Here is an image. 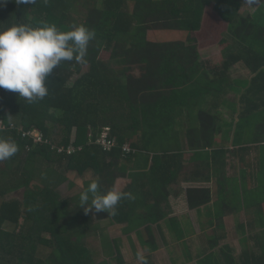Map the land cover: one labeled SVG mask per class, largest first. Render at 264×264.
<instances>
[{"label": "trees", "instance_id": "1", "mask_svg": "<svg viewBox=\"0 0 264 264\" xmlns=\"http://www.w3.org/2000/svg\"><path fill=\"white\" fill-rule=\"evenodd\" d=\"M234 1L0 5V29L55 24L95 32L86 62H62L46 81L44 99L28 103L15 92L0 94V118L16 123L0 129V138L19 145L0 161V264H130L117 238L101 227L106 219L135 233L149 264H156L154 252L169 246L162 223H179L166 212L177 191L170 186L182 182L214 184L186 189L190 207H207L216 226L207 234L212 251L204 250L199 263L264 264V12L239 16ZM230 39L243 47L229 55ZM207 51L215 54L201 61ZM239 61L255 74L251 80H233ZM236 85L243 92L235 117L225 110H235L225 95ZM20 127L39 129L49 142L23 136ZM107 128L115 139L109 149L98 143ZM70 145L74 153H59ZM94 180L103 192L115 187L135 199L121 200L115 217L86 214L79 197ZM231 215L239 217L238 236L219 244L220 233L230 237L220 229ZM92 233L98 245L86 243Z\"/></svg>", "mask_w": 264, "mask_h": 264}, {"label": "clouds", "instance_id": "2", "mask_svg": "<svg viewBox=\"0 0 264 264\" xmlns=\"http://www.w3.org/2000/svg\"><path fill=\"white\" fill-rule=\"evenodd\" d=\"M253 5L259 0H249ZM8 0H0L6 5ZM17 5H33L36 0H15ZM95 38V32L84 25L73 26L61 31L55 24L32 27L15 24L0 29V89L19 94L28 103L44 99L48 95L46 81L62 62L84 63L88 45ZM19 151L14 140L0 138V161L11 159ZM134 200L132 192L117 190L115 187L103 192L98 181H91L81 192L79 207L89 212H105L117 215L121 200ZM137 264H149L141 251L136 253Z\"/></svg>", "mask_w": 264, "mask_h": 264}, {"label": "rangeland", "instance_id": "3", "mask_svg": "<svg viewBox=\"0 0 264 264\" xmlns=\"http://www.w3.org/2000/svg\"><path fill=\"white\" fill-rule=\"evenodd\" d=\"M237 1V0H235ZM259 2L261 3V1L259 0ZM259 2L255 5L253 4H250V6L254 7V9H258L259 7ZM253 11V9H243V8H240L239 7V11L237 13V15L239 16H247L249 14H251V12ZM243 47L242 44H239L238 42H233L231 45H230V50H229V53H231L232 51H240V49ZM209 52H206L205 55H202L201 56V60H208L209 59ZM241 64V65H240ZM243 63H239L237 65H235V70L233 69V74L234 76H240V77H244L245 75H248L249 73L247 72L248 69L246 68V66L242 65ZM0 94L2 95H6L7 94V90L5 89H0ZM1 97V96H0ZM225 97H227L226 99L229 100V102H233V100H236L233 98V95L231 96H227L225 95ZM213 100V99H212ZM218 100V98H217ZM237 104H238V101H237ZM239 106V105H238ZM236 108L237 106H235V110H230L229 112L232 113L233 115H235L237 112H236ZM237 111H240L238 108H237ZM238 115V114H237ZM236 117V116H235ZM188 121L186 120L185 121V126L188 128ZM129 145V143H127ZM130 146V145H129ZM228 146H230L231 148L232 147V144L231 143H228ZM234 158V157H233ZM237 160L235 159L234 162H236ZM140 165H142V163H140ZM233 170H236L237 169H233ZM234 183V181H233ZM211 186V185H210ZM15 193L17 192H14L11 194V196H13ZM236 197V195H234ZM245 214L247 215H250L252 212L247 210L244 212ZM180 220H181V223L183 224L184 223V217L181 216L180 217ZM186 221V220H185ZM239 221V217L238 215H231V216H228L225 218V222H226V229L225 231L220 229L221 232H226L230 237H228V240L226 239L225 240V234H221L222 236H224L223 239L220 240L219 244H224L225 245V241H231L233 237V239L237 238L238 234H237V223ZM217 223V221H216ZM110 220L106 219L104 221L101 222V227L102 228H106V233L107 235H109L111 238H117L118 242L120 243L121 247H122V250H123V253L125 255V258L128 262H130V264H137V259H136V253L137 251H141L143 253V255H146V252L144 251V248L143 246L141 245L140 241L136 238L135 236V233H132V234H128L124 231L123 228L119 227V226H113V227H110ZM110 227V228H108ZM184 229H186L188 226H184ZM190 229V228H189ZM170 231H168L166 228H165V233L168 235V238L171 239V237L173 236L175 240L178 239V232H173L172 231V226H170L169 228ZM168 232V233H167ZM214 232L213 230H202V231H198L197 233H194L196 236H193V242L192 243H195V245H199L201 247H204V250L205 252H210L212 251V249L209 247L208 245V241H207V234H210ZM187 233H189V231L185 230V231H182L180 234H182L183 236L187 235ZM239 233V232H238ZM93 234V236H92ZM91 234V237H89L90 239L88 241H86V243L88 245H98V241L96 240V234L95 233H92ZM217 235V234H216ZM181 236V235H180ZM158 241H162V239L160 237H158ZM178 241V240H177ZM167 242V241H166ZM180 244L182 246H184V250L183 252L188 256V255H191L192 256V252L189 248H192L186 240L180 242ZM232 245H236V247L239 249V250H242V245L240 243V241H236L233 242ZM174 246V245H173ZM169 247V246H165L163 248H161L162 250L158 252L156 251V253L154 252V257H153V261L156 262L157 264H200L197 259V251H198V248L196 246L195 249H193V251H196V253L193 255V259L190 262H187L185 260H183L182 258H176L175 256L178 255L176 253H173L175 249V246L174 247ZM189 247V248H188ZM174 249V250H172ZM172 250V251H171ZM220 251L219 247H217V252ZM153 254V253H151ZM153 256V255H152ZM114 264H116L115 261H113Z\"/></svg>", "mask_w": 264, "mask_h": 264}, {"label": "crops", "instance_id": "4", "mask_svg": "<svg viewBox=\"0 0 264 264\" xmlns=\"http://www.w3.org/2000/svg\"><path fill=\"white\" fill-rule=\"evenodd\" d=\"M261 3L259 2V7L258 9H254V7L250 6V2L249 0H237V1H234L235 2V7L237 8V10L239 11V7L240 8H243V9H253V11L251 12V14H254V13H263L264 12V0H260ZM235 42V40L233 39H230V44L228 46V51L227 53L230 55L229 53V50H230V45ZM221 50V49H220ZM226 48L224 49V53L226 52ZM209 52V59L211 57L212 54H215L214 51H207ZM222 52V50H221ZM232 52H238V51H232ZM231 52V53H232ZM206 52H202V55H205ZM201 55V56H202ZM208 59V60H209ZM208 60H201V61H205L207 62ZM239 63H243L242 65L246 66V68L248 69V75H245L244 77H240V76H234L233 74V69L235 68V65L239 64ZM232 68V77H233V80L235 81H238L239 79H249L251 80L252 79V76L255 75V74H252V71L247 67L246 63H244L243 61H239L235 64ZM241 65V64H240ZM235 70V69H234ZM242 90H239L237 88V85L234 86L233 89H231L230 91H228V94L227 96H231L233 95V98L236 99V100H233L234 101V105L237 106L238 109H240V99H241V95H242ZM227 98V97H225ZM230 100V99H229ZM227 100V101H229ZM237 101H238V104H237ZM239 105V106H238ZM228 109V113L229 114H232L230 113L229 111L231 110L230 108H227V105H226V108L225 110ZM235 116H237V114H235ZM143 166L142 165H138V167H141ZM211 185V186H210ZM190 186H206V187H212L214 188V184L213 182H182L180 185H175V184H172L170 186L171 190H177L175 192H172L169 196V202H170V205L171 207L166 210V212L168 213V215L170 216H177L178 218V225L175 227L174 225H172V220H169L167 219L166 221H164L162 223L163 225V228L165 230V228L169 230L170 226L172 225V231L174 232H178V233H181L182 231H189V233H187V235L183 236L182 234L181 235V238L175 240L174 237L172 236L171 239L168 238V235H167V240H169V247H172L173 245L175 246V249H172L174 250L173 253H176L178 255H176L175 257L176 258H182L183 260L187 261V262H190L192 261L193 259V255L196 253V251H193V249L198 248V251H197V261L199 262V257L200 255L203 253L204 251V247H201L199 245H195V243H192L194 240H193V236H196L194 233H197L199 230L202 231V230H214L215 229V224L213 225L211 223V220L209 218V213H208V210H207V207L203 208L202 209V212H199L197 209H194L192 207H190L189 205V202H188V198H187V191L186 189ZM183 188V191L181 193H179V189ZM214 190V189H213ZM216 197V194L213 195V199H215ZM183 216L184 217V223L182 224L181 223V220H180V217ZM186 220V221H185ZM184 226H188L186 229H184ZM174 226V227H173ZM190 228V229H189ZM168 233V232H167ZM186 240L187 243L192 247V248H189L191 250V252L193 253L192 256L191 255H186L183 250H184V246H182L180 244V242ZM162 242V241H160ZM166 245L163 244L161 248L165 247ZM173 246V247H174ZM159 249V251H161L162 249ZM171 250V251H172ZM158 252V250H157ZM156 253V252H155ZM157 264V263H156ZM193 264V263H192Z\"/></svg>", "mask_w": 264, "mask_h": 264}, {"label": "built area", "instance_id": "5", "mask_svg": "<svg viewBox=\"0 0 264 264\" xmlns=\"http://www.w3.org/2000/svg\"><path fill=\"white\" fill-rule=\"evenodd\" d=\"M14 127H16V123H8L3 118H0V129L11 130ZM20 129L23 136H31L35 139L36 142H49L48 139H45L43 132H41L39 129H34L32 131L24 130L22 127H20ZM108 131L109 128H107L106 131L102 133L101 137L98 140V143L102 144L106 149H109L115 145V139L109 138ZM124 149L128 151L131 150L127 143L124 145ZM58 151L59 153L66 151L67 153L72 154L76 151V147L74 145H70L68 147H60L58 148Z\"/></svg>", "mask_w": 264, "mask_h": 264}]
</instances>
